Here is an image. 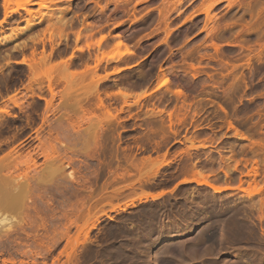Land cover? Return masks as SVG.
Segmentation results:
<instances>
[{"label": "rangeland", "instance_id": "374dc122", "mask_svg": "<svg viewBox=\"0 0 264 264\" xmlns=\"http://www.w3.org/2000/svg\"><path fill=\"white\" fill-rule=\"evenodd\" d=\"M67 1L6 16L0 0V185L22 201L2 213L25 223L0 264H153L141 243L155 255L162 231L209 228L190 264H264V195L247 194L264 158V0Z\"/></svg>", "mask_w": 264, "mask_h": 264}, {"label": "bare ground", "instance_id": "6f19581e", "mask_svg": "<svg viewBox=\"0 0 264 264\" xmlns=\"http://www.w3.org/2000/svg\"><path fill=\"white\" fill-rule=\"evenodd\" d=\"M4 8H5V12L4 14L7 16L9 15V12H13V11H19L20 9H27V5L28 4H35L37 3L41 9L43 8H47L48 4L47 1L49 0H37L36 2L34 0H21L19 3H17V8L12 9L11 10V6L10 3L12 0H4ZM69 2V5L67 7V9H71V5H72V0L67 1ZM28 13L30 15H33L34 12L32 10H28ZM61 12V11H60ZM63 13L60 15V17L58 18V22L59 23V28L60 29H64L66 28V26L71 25L73 20L67 21L66 19H62ZM124 53H128L126 51L122 52ZM159 84H157L159 87L167 85L168 84V80L166 78L162 79L161 81L158 82ZM54 82L52 80H49V84H48V89L50 91V93L54 94L55 91V87H54ZM41 89V87H40ZM33 91V88H32ZM98 91V85H95L93 87H91L90 89H88V93L90 94H95ZM39 99H44L46 101V108L48 109L49 107V101L46 98V96H44L42 93H38L37 94ZM88 98V96L86 97V99ZM16 106H18L20 109L23 108V104L20 102L15 101L14 103ZM99 106H103L104 102L103 99L99 96V102H98ZM1 107V106H0ZM4 108H0V112L1 110ZM7 111V110H6ZM5 109L2 112H6ZM9 114V112H7ZM1 114V113H0ZM11 114V112H10ZM43 122L46 123L49 121V115H44L43 116ZM55 139H58V137H56ZM48 152V147L44 148H35L32 151H28L27 154L25 156H23L22 154H19L15 157L12 158H8V162H14L17 163V165H19L20 163H25V164H30V163H37V158L40 155H46ZM242 154L245 153V151H241ZM254 156H258L259 154L257 152L253 153ZM7 162V163H8ZM33 164V165H34ZM263 167V168H262ZM252 173L255 175L256 180L254 181L255 184L253 183V186H249L250 188L247 190V194L250 196V198H253L254 194H259V195H264V158L262 163H256V165L253 167ZM70 175H72V173H69ZM262 176L261 179H259V177ZM203 183L206 184H210L207 180H203ZM211 185V184H210ZM29 186V185H26ZM215 190H219V188L217 186L211 185ZM19 189H21V184L19 182L14 181L13 183L10 182H4L3 184L0 185V240H2V238L4 236L9 237L8 235H10L13 230H19L20 229H24V218L23 219H14L13 217L9 218L7 215H3L2 211L4 210H12L17 206H20L22 204V201L19 200L18 197V192ZM145 192V190H143ZM147 191V190H146ZM163 191H159V192H145L144 193V197L145 199H156L159 198L160 196L163 195ZM143 194V193H142ZM141 197V196H139ZM140 199V198H139ZM124 205V204H123ZM263 205H264V201L261 202V211L263 210ZM120 207V205H118ZM125 206L126 203H125ZM113 208V206L111 207V209ZM260 218H264V214L263 211L261 212ZM196 217H193V219H195ZM90 227L95 226V222L92 221L89 225ZM239 226V225H238ZM240 227V226H239ZM237 227V229L239 228ZM236 231V229H235ZM238 231V230H237ZM187 230L184 231H180V230H164L162 231V233L160 234V238L159 241H163L162 244L159 247V251L155 254L152 255L150 253V246L147 245V243H141L142 246H147L146 248V252H147V257L149 258L150 261H152L153 258V264H170V263H174V264H190V262L192 261L193 258H196L199 255H206L208 252H210L207 248V243H209V241L215 236V231L212 229H203L200 230V232L197 234V237H195L194 239L190 238V240H187L186 238H184L187 241H181L179 240V242H171L168 243L167 240L168 239H172V236L170 237V235H173V237L175 238V234L178 233L182 236L187 237ZM150 233V232H149ZM38 234V233H37ZM151 235V233H150ZM149 236V235H148ZM147 236V237H148ZM149 239V238H148ZM146 240V239H144ZM148 241V240H146ZM144 242V241H143ZM149 244V243H148ZM206 244V245H204ZM149 252V253H148ZM148 264H151L150 262H148ZM222 264H227L225 262H223Z\"/></svg>", "mask_w": 264, "mask_h": 264}]
</instances>
